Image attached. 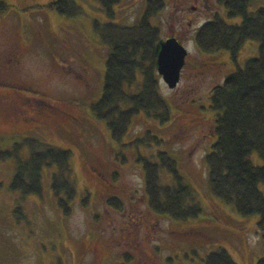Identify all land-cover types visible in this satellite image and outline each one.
Segmentation results:
<instances>
[{
	"label": "rangeland",
	"instance_id": "374dc122",
	"mask_svg": "<svg viewBox=\"0 0 264 264\" xmlns=\"http://www.w3.org/2000/svg\"><path fill=\"white\" fill-rule=\"evenodd\" d=\"M57 1L0 0L6 6L0 11V66L11 50L19 63L8 74L0 69V152L25 137L70 151L78 194L66 216L52 188L54 170L44 169L41 195L23 196L10 188L13 159L0 160V264H206L220 248L237 264H257L264 256L259 216L244 217L212 196L205 157L216 141L211 93L259 56L260 43L246 41L236 60L230 51L202 53L195 43L196 31L216 15L230 25L242 18L230 17L218 0H165L151 23L162 39L174 36L188 51L178 86L170 89L160 81L171 118L160 123L140 113L117 142L93 114L110 53L96 23L135 25L148 0H120L113 19L96 0H76L81 14L75 16L49 7ZM259 8L264 0H253L249 11ZM29 109L37 112L33 122ZM150 133L159 142L148 139ZM159 152L176 157L203 200L201 220H173L150 209L139 156L160 163ZM22 154L29 156L26 147ZM250 159L263 164L256 153ZM166 172L161 169V182L172 185ZM259 188L264 193V183ZM111 198L121 208L111 206Z\"/></svg>",
	"mask_w": 264,
	"mask_h": 264
},
{
	"label": "trees",
	"instance_id": "16d2710c",
	"mask_svg": "<svg viewBox=\"0 0 264 264\" xmlns=\"http://www.w3.org/2000/svg\"><path fill=\"white\" fill-rule=\"evenodd\" d=\"M96 1L109 19L115 17L114 6L120 0ZM252 2L218 0L230 17H241L242 22L230 25L216 15L196 31L195 43L205 54L230 51L233 60L237 59L246 41L260 43L259 56L249 59L243 68L238 67L211 93L209 109L215 114L213 134L216 141L205 162L209 192L244 217L259 216L258 228L264 244V193L259 188V184L264 183V8L250 12ZM165 6V0H148L143 17L132 26L96 23L98 37H102L110 53L106 60L102 96L93 106V114L106 122L117 142L122 141L131 121L140 113L160 123L171 118L169 104L160 93L161 77L156 66L157 47L163 39L159 28L151 23V18L164 11ZM49 7L66 16L81 14L76 0H59ZM5 8V4L0 3V11ZM133 86L138 90L131 94L128 90ZM146 136L159 142L151 133ZM24 147L29 152L27 158L22 154ZM254 153L262 159V165L252 162L250 156ZM158 157L160 163L139 156L150 209L173 220H199L205 212L204 202L198 200L196 190L179 171L176 157L167 152H159ZM6 158L14 161L12 191L23 196L41 195L44 169L54 170L52 188L58 204L66 216L73 213L78 182L70 151L25 137L20 143H14L11 150L0 152V160ZM162 168L167 171L172 185L162 184ZM108 203L121 208L118 198H111ZM205 263L237 264L224 248L211 252ZM257 264H264V256Z\"/></svg>",
	"mask_w": 264,
	"mask_h": 264
},
{
	"label": "water",
	"instance_id": "95a60500",
	"mask_svg": "<svg viewBox=\"0 0 264 264\" xmlns=\"http://www.w3.org/2000/svg\"><path fill=\"white\" fill-rule=\"evenodd\" d=\"M187 56V49L176 37H169L158 44L157 71L170 89L178 86Z\"/></svg>",
	"mask_w": 264,
	"mask_h": 264
},
{
	"label": "flooded vegetation",
	"instance_id": "af4514ba",
	"mask_svg": "<svg viewBox=\"0 0 264 264\" xmlns=\"http://www.w3.org/2000/svg\"><path fill=\"white\" fill-rule=\"evenodd\" d=\"M9 56L10 58L7 59V60H4V64H2V67L0 66V69L3 71L4 74H8L9 71L13 68H17L19 63H18V60H17V52L15 50H11L9 52ZM9 105H12L14 107V105L12 103H10ZM24 105H25V102H24ZM19 112H24L25 114V111H22V110H18ZM15 112V109H13V113ZM28 115H30L33 119H32V122L35 121L36 117H33L34 115L36 116L37 115V112H35L34 110L32 109H29L28 112H27Z\"/></svg>",
	"mask_w": 264,
	"mask_h": 264
}]
</instances>
